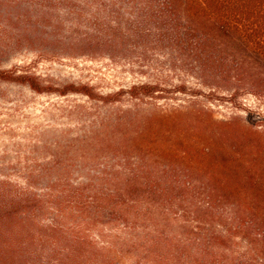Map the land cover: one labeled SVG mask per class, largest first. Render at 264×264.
I'll return each instance as SVG.
<instances>
[{"label": "trees", "instance_id": "obj_1", "mask_svg": "<svg viewBox=\"0 0 264 264\" xmlns=\"http://www.w3.org/2000/svg\"><path fill=\"white\" fill-rule=\"evenodd\" d=\"M112 5L132 12L129 35L186 54L190 70L227 98L184 84L175 93L231 102L250 95L264 104V0ZM99 33L101 41L77 46L108 45L107 31ZM0 80L103 104L124 93L140 102L164 98L158 84L99 96L89 86L54 89L13 71L1 70ZM247 114L217 122L202 109L155 106L132 140L138 154L94 170L85 183L60 175L38 193L0 182V264H264V131L261 117ZM229 132L235 146L223 140Z\"/></svg>", "mask_w": 264, "mask_h": 264}, {"label": "rangeland", "instance_id": "obj_2", "mask_svg": "<svg viewBox=\"0 0 264 264\" xmlns=\"http://www.w3.org/2000/svg\"><path fill=\"white\" fill-rule=\"evenodd\" d=\"M118 1L0 0V71L34 75L54 89L89 86L99 96L158 84L164 96L140 102L124 93L118 102L103 104L0 80V182L38 193L60 175L71 185L85 183L94 170L138 154L132 140L147 127L155 106L167 112L202 109L217 122L244 121L250 112L261 117L264 131V104L250 95L235 102L204 97L214 92L227 98L190 70L186 54L129 35L134 16L128 7L112 5ZM101 29L108 45L77 46L81 39L101 41ZM182 84L205 95L175 93ZM229 133L223 140L235 146Z\"/></svg>", "mask_w": 264, "mask_h": 264}]
</instances>
